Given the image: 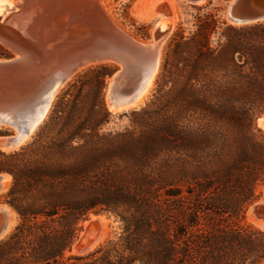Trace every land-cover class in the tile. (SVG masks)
Masks as SVG:
<instances>
[{"label": "trees", "instance_id": "trees-1", "mask_svg": "<svg viewBox=\"0 0 264 264\" xmlns=\"http://www.w3.org/2000/svg\"><path fill=\"white\" fill-rule=\"evenodd\" d=\"M195 27L170 41L126 127L109 128L104 64L69 85L28 143L0 149L19 218L0 264H264V231L241 225L264 188V21L207 15ZM92 215L120 220L121 237L66 257Z\"/></svg>", "mask_w": 264, "mask_h": 264}, {"label": "water", "instance_id": "water-1", "mask_svg": "<svg viewBox=\"0 0 264 264\" xmlns=\"http://www.w3.org/2000/svg\"><path fill=\"white\" fill-rule=\"evenodd\" d=\"M225 17L236 26L263 22L264 0H232ZM169 31L170 26L158 29L156 36ZM156 36L155 46L137 42L116 26L100 0H21L7 18H0V44L15 54L0 59V127L15 131L0 146H20L43 123L57 88L85 66L118 65L122 73L113 98L132 100L160 64L162 40ZM257 125L264 131V111ZM84 232L71 248L73 252L77 246L79 256H85L92 243L93 236L82 240Z\"/></svg>", "mask_w": 264, "mask_h": 264}, {"label": "rangeland", "instance_id": "rangeland-1", "mask_svg": "<svg viewBox=\"0 0 264 264\" xmlns=\"http://www.w3.org/2000/svg\"><path fill=\"white\" fill-rule=\"evenodd\" d=\"M9 1H11L12 3L21 2V0H9ZM158 1L159 0H102V2H104V9L109 14L111 19L120 28H122L124 31H126L129 35H132L133 38H135L136 40H138L142 43H151L155 39L157 27L160 23L159 16H157L155 14L156 9H157V5H158ZM231 1L232 0H207L206 3H204L202 5H194V4L187 2L185 0H170V8H171L170 10L174 15V20L172 22L173 28H172L171 35L167 39V41L164 45L165 48H163L164 49V56H165V52H166V49H167L170 41L175 37V35L180 31H184V34L186 36H188L190 32H193L196 30L195 25H196L198 19H200V18L204 19L207 15H214L215 18L219 22H225L228 25H230L231 23L229 22L230 23L229 24L226 17H225V11H226L228 4ZM9 13H10V11L7 10L6 13H3V14H5V16H6ZM157 21H158V23H157ZM156 23H157V25H156ZM0 46L3 49V52H0V54L2 53L5 55L3 57H0V59H2V60L3 59H11L15 56L13 51H11L10 49L6 48L5 46H3L1 44H0ZM162 53H163V51H162ZM164 56H163V60H164ZM163 60L161 59L162 63H163ZM107 65H109L110 67L113 68V70H115L114 73H116L117 71L120 70V67L118 65H116L115 63H107ZM97 66H99V65L89 66V67H86V68L82 69L81 71H79L58 93V95L54 99L52 105L55 103V101L58 99V97L69 87V85L72 84L75 80H77V78L79 76H81L83 73H85L89 69L97 67ZM160 69H161V67H160ZM160 69L157 73L156 79L154 81V85H153L149 95L145 99V102H143V104L141 106L132 108L128 111H111V110H109L106 96L108 97L107 93H109L110 82L113 79V77L111 76L112 78L110 77L107 79L106 89H105V102H106V106H107L109 112L112 114V122L109 125V128L120 129V128L126 127L128 124V118L127 117L120 118V116H122L124 114H128L134 110H140L141 108L146 106V104L152 99L153 94L156 91L157 80H158V75L160 73ZM0 131L3 133L0 136V141L3 140V138H7V137H10V136L15 134V131L11 128H8V127H0ZM31 138H32V136L23 145L28 143L31 140ZM20 147H22V145ZM0 149L3 150L2 147H0ZM18 149H16V150H18ZM3 151H5V150H3ZM12 151H15V150H12ZM12 151H6V152H12ZM1 176L5 177V178L9 177V180H7V182H5V184L7 183V185H8L7 187L6 186L4 187L0 183V229H2V230H0V242L8 239L11 236V234L15 231L16 227L19 224V218H18L17 214L15 212H14V214L11 213L10 210L7 208V207H9V208H11V207L5 203L6 194L8 193V191L11 187V184H12V178L8 175H0V181L2 179ZM262 200L264 201V188H262V190H261L260 198L249 207V209L245 215V219L241 223L242 226H253L256 229L264 231V229L258 225V221L261 222L264 220V207H263L264 203L260 204V206L257 207L258 209L254 213L255 217L252 216V218H250L248 215L250 208L254 204H257L258 202H260ZM92 216L103 217L105 219V221H106L105 228L107 230V236L102 241V243H100L93 251L86 254L85 256L97 251L99 248L105 246L109 241L118 240L123 233V225L120 222V220H118L116 217H114L112 215H92ZM92 216H90V218L87 222L92 221ZM9 222H11V223H9ZM87 222H85L82 225L81 232H83V231L86 232L85 224ZM98 222L93 223V226H91L89 228V230H90L89 234H88L89 238H92V236L94 238L98 232L103 230L104 225L101 224L100 222L98 224ZM10 227H11V229H10ZM2 233H3V235H1ZM69 256H79V255H75L72 252H69V253H67L66 257H69Z\"/></svg>", "mask_w": 264, "mask_h": 264}, {"label": "bare ground", "instance_id": "bare-ground-1", "mask_svg": "<svg viewBox=\"0 0 264 264\" xmlns=\"http://www.w3.org/2000/svg\"><path fill=\"white\" fill-rule=\"evenodd\" d=\"M185 1H187V0H185ZM206 1L207 0H195V2L196 3H194V4H196V5H202V4H204V3H206ZM187 2H189V1H187ZM193 2V1H192ZM191 3V2H190ZM19 3H12L11 1H9V0H0V18L1 19H5V18H7L10 14H11V12H12V10L13 9H15L16 7H17V5H18ZM100 4H101V6L104 8V2H102V0H100ZM9 8V9H8ZM171 8H170V0H159L158 1V5H157V9H156V15L157 16H159V18H160V23H159V25H158V27H157V30L158 29H162V31H165L166 29H167V26H170V31H169V33L167 34V35H165V36H159V34L156 36L157 38H160L161 40H162V47H161V51H160V64H159V66H158V68H157V70L148 78V80L146 81V83L144 84V87L142 88V90L141 91H139L138 93H137V95L135 96V97H133V99L132 100H130L129 102H126V103H122V102H120V101H118V100H116V99H114L113 98V93L115 92V89H116V86H117V82H118V79L120 78V76H121V71L120 72H117V74H115L114 76H113V79L111 80V82H110V89H109V93H108V97H107V102H108V107H109V110H111V111H128V110H130V109H132V108H135V107H139V106H141L142 104H143V102H145V99L147 98V96L149 95V93H150V91H151V89H152V87H153V85H154V81H155V79H156V76H157V73H158V71H159V69H160V65H161V59H162V51H163V48H164V45H165V43H166V41H167V39L170 37V35H171V32H172V22H173V20H174V15H173V13L171 12V10H170ZM10 11V13L8 14V15H6L5 16V14H3V13H6V11ZM105 10V9H104ZM106 11V10H105ZM114 22V21H113ZM115 23V22H114ZM231 23V22H230ZM116 24V23H115ZM232 24V23H231ZM116 26H118L117 24H116ZM119 27V26H118ZM120 28V27H119ZM123 30V29H122ZM124 31V30H123ZM125 33H127L126 31H124ZM128 34V33H127ZM135 39V38H134ZM136 40V39H135ZM137 42H140V41H138V40H136ZM157 39L155 38L154 39V41L153 42H151V43H142V42H140L141 44H143V45H148V44H152V46H155L156 44H157ZM107 63H113V62H105V63H101V64H107ZM86 67H89V66H85V67H83V68H81V69H79L76 73H74V75L73 76H71V77H68L66 80H65V82L64 83H62L58 88H57V90L55 91V93L53 94V96H52V99H51V101H50V105H49V107H48V109H47V113H46V115H45V117L42 119V121H41V123L45 120V118L47 117V115H48V113H49V111H50V108L52 107V103H53V101H54V99L56 98V96L58 95V93L62 90V88L79 72V71H81L82 69H84V68H86ZM122 69H123V67H122ZM123 71V70H122ZM40 123V124H41ZM263 120H261L260 121V123H259V125H260V127H262L263 128ZM38 126L39 125H37L36 127H35V130L33 129V131H32V133H31V135L36 131V129L38 128ZM31 135H29L28 137H25V139H24V141L21 143V145H23L30 137H31ZM20 145V146H21ZM20 146H18V147H15V146H11V147H2V146H0V147H2L3 148V150H5V151H12V150H16V149H18ZM2 177V179H1V181H0V183L5 187H7L8 185H7V183L5 184V182H7V180H9V177L8 178H5V177H3V176H1ZM262 203H264V201L262 200V201H260V202H258L257 204H255L253 207H251L250 208V210H249V212H248V215H249V217L250 218H252V216H254V213H255V211L258 209L257 207H259L260 206V204H262ZM264 207V206H263ZM9 210H10V212L11 213H13L14 214V211L11 209V208H9V207H7ZM260 209V208H259ZM10 213V214H11ZM255 217V216H254ZM7 219V218H6ZM8 220V219H7ZM9 221V220H8ZM100 222L101 224H103L104 225V228H103V230H101L100 232H98L96 235H95V237L94 238H92V243H91V246L89 247V249H88V251L84 254V255H86V254H88V253H90L91 251H93L100 243H102V241L106 238V236H107V230H106V228H105V226H106V221H105V219L103 218V217H96V216H92V221H90V222H87L86 224H85V229H86V232L85 233H82V240L83 241H86V240H88V234H89V228L91 227V226H93V223H95V222ZM264 221V220H263ZM263 221H258V225L260 226V227H262L263 229H264V222ZM99 222H98V224H99ZM9 223H11V222H9ZM2 225V224H1ZM102 226V225H101ZM10 229H11V227H10ZM0 230H2V229H0ZM7 234V233H6ZM1 235H3V233L1 234ZM2 237V236H1ZM90 239V238H89ZM73 254H75V255H79V253H78V249H77V246L74 248V250H73V252H72Z\"/></svg>", "mask_w": 264, "mask_h": 264}]
</instances>
